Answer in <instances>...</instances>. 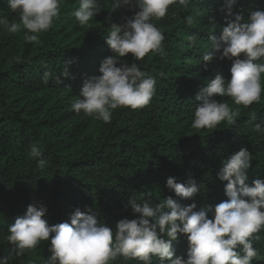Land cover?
I'll list each match as a JSON object with an SVG mask.
<instances>
[{"label":"trees","instance_id":"trees-1","mask_svg":"<svg viewBox=\"0 0 264 264\" xmlns=\"http://www.w3.org/2000/svg\"><path fill=\"white\" fill-rule=\"evenodd\" d=\"M60 2L59 19L39 34L40 43L27 42L26 30L9 35L0 29V257L10 256L9 264H45L51 256L50 240L21 257L6 239L9 225L29 204L45 206L50 225L70 222L76 209L92 208L113 228L121 219L137 218L126 207L133 195L143 194L153 205L171 196L184 205L196 203L197 210L215 207L228 199L227 182L218 177L223 161L241 148L252 155L246 183L264 179V133L254 131L255 124L264 122V91L248 108L235 105L230 97H215L240 108L235 124L191 126L201 89L217 74L226 82L231 79L232 60H221L217 53L212 62L202 61L211 51V37L219 40L227 26L221 11L224 0L170 6L166 17L152 21L165 36L164 54L150 52L135 61L129 53L121 59L156 78L155 95L143 108L113 110L110 123L77 114L71 104L84 81L101 75L102 61L113 55L106 43L112 24L125 25L135 11L128 5L112 10L115 0H100L101 11L81 26L73 15L79 0ZM250 10H264V0H237L235 12L247 19ZM0 16L19 22L6 0H0ZM191 35H196L195 43L188 40ZM46 71L51 73L47 83ZM253 112L255 121L250 120ZM33 144L47 161L43 169L29 156ZM169 177L184 184L194 179L201 191L180 199L168 188ZM256 235L261 238L253 240V246L261 258L252 264H264V229ZM174 248L186 259L187 237L174 242ZM112 264L142 262L118 257ZM153 264H159L158 258Z\"/></svg>","mask_w":264,"mask_h":264},{"label":"clouds","instance_id":"clouds-1","mask_svg":"<svg viewBox=\"0 0 264 264\" xmlns=\"http://www.w3.org/2000/svg\"><path fill=\"white\" fill-rule=\"evenodd\" d=\"M6 2L19 22L0 16V29L9 35L26 30L24 39L29 43H40L39 34L50 30L60 16V0ZM190 3L191 0H115L112 10L128 5L135 14L123 26L112 24L106 43L113 55L102 61L101 75L84 81L71 109L110 123L117 108L147 106L156 92V78L142 71L137 63L129 65L121 58L131 53L135 61H142L150 52L163 55L165 36L152 21L166 17L170 6L186 8ZM236 3L237 0H224L221 11L226 13L227 26L222 28L219 40L211 37V51L202 56L204 62H212L217 53L221 60H232L231 79L226 82L217 74L197 94L201 103L194 111V129H216L225 121L236 123L240 108L233 109L215 99L217 96L230 97L235 105L245 108L261 100L264 10H250L246 19L243 12L234 11ZM100 11V0H79L73 15L81 26H86ZM186 22L191 25L193 20L188 17ZM188 40L195 43L196 35ZM50 75L44 73L45 83ZM250 120H256L255 112ZM254 131L264 133V122L255 124ZM29 156L41 169L46 166L37 145L31 146ZM251 166L252 155L247 148L223 161L218 177L227 182L228 199L215 207L208 205L197 210L196 203L184 205L171 196L153 205L143 194L133 195L126 207L137 218L121 219L113 228L101 221L92 208L76 209L70 222L50 225L44 218L47 208L29 204L26 212L9 225L6 239L21 257L41 241L50 240L51 256L45 264H112L118 257L138 259L142 264H153V258H158L159 264H252L261 258L253 240L259 241L261 237L256 234L264 229V179L247 184ZM167 186L180 199H191L202 188L194 179L184 184L177 183L174 177L167 179ZM182 236L188 241L186 259L176 255L174 248V242ZM9 259L10 256L0 257V264H9Z\"/></svg>","mask_w":264,"mask_h":264}]
</instances>
